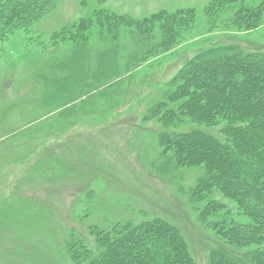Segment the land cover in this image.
I'll list each match as a JSON object with an SVG mask.
<instances>
[{
	"label": "rangeland",
	"instance_id": "obj_1",
	"mask_svg": "<svg viewBox=\"0 0 264 264\" xmlns=\"http://www.w3.org/2000/svg\"><path fill=\"white\" fill-rule=\"evenodd\" d=\"M20 2H0V264H91L82 247L119 240L128 224L176 229L192 264L224 261L227 249L226 264H260L264 236L247 229L264 232V206L257 219L205 188L193 201L205 162L175 164V140L221 126L180 108L165 115L180 107L170 95L183 72L211 50L264 52V0ZM218 59L264 115V61ZM211 200L221 218L204 212ZM150 233L143 239H161ZM137 237L129 246L140 251ZM164 244L157 250L176 252Z\"/></svg>",
	"mask_w": 264,
	"mask_h": 264
},
{
	"label": "trees",
	"instance_id": "obj_2",
	"mask_svg": "<svg viewBox=\"0 0 264 264\" xmlns=\"http://www.w3.org/2000/svg\"><path fill=\"white\" fill-rule=\"evenodd\" d=\"M14 1L20 5L26 3V1L20 2L24 0ZM38 1L40 7L44 0ZM29 9L31 10L30 7ZM31 11L33 12V10ZM209 54L208 58L197 59L198 66L196 68L192 66L189 71L183 72V81L177 83L173 94L170 95L173 102L180 101V107H168L165 118H173L177 112L176 109L180 108L182 112L183 110L188 111L187 115L201 124L200 126L213 128V130H215L214 127H221L215 134L209 133L201 127L196 128L191 132L184 133L185 141L175 140L174 144L177 150L175 164L177 167H189L193 166L192 164L200 166L202 162H205V173L199 180L200 186L197 190L192 191L193 201L204 199L203 188H205L204 192L207 193L208 199H211L209 197L211 194L214 197L213 193L217 190L223 195L235 197V200L244 209L243 211H248L251 216L260 219L263 213L261 207L264 206V201H261V193L264 191V115L261 114L258 107L253 106L254 104L250 102L251 99L248 95L250 90L247 89L246 92H243L237 88L234 76L230 72L232 66L228 64L229 61H221L218 58L232 57L234 59L242 56L245 60L264 61V52L250 53L240 46L227 45L213 49ZM210 56L212 57L210 58ZM219 68L222 72H218ZM245 71H247L245 76L248 77L251 73L250 69L245 68ZM258 95L260 97V94ZM168 135H162L166 144L170 142L167 139ZM232 149L237 153L233 154ZM223 207L224 205L211 200L208 210L206 209L204 212L220 217L222 215L220 208ZM224 220L226 219L222 221ZM127 226L123 232L124 235L120 233L119 240L113 237L109 238L107 235L106 237H97V242L100 244L96 249H88L83 246L85 258L89 259L91 264H192V260L187 254V245L176 229L169 231L170 229L168 230L166 226L160 224L152 233L159 234L161 239L153 242L149 238L143 239L145 232L149 231L150 233V230H153L151 226H147L148 229L134 228L131 224ZM235 229L234 226L231 227L232 235L240 239H243L241 238L243 236L246 238L249 234L248 238L254 240L257 236L258 238L264 236L262 230L259 233L255 229L252 231L247 229L254 233L249 232L245 236ZM152 233L150 234L152 235ZM136 235H139V238ZM135 237L138 238L137 245L141 246L140 251L139 248L136 251L129 246ZM230 238L233 239V237ZM161 242L172 243L174 249L177 248L176 252L172 253L168 248L157 250L160 244H164ZM149 245L156 246L155 252L145 250ZM227 251V253L226 251L223 253L224 259L222 260L224 261L216 257L214 264H223L225 259L227 262H232L230 255H233L235 251L233 249H227ZM177 259L179 260L177 261ZM245 262L244 264H248ZM261 262H264V256ZM261 262L260 264H262Z\"/></svg>",
	"mask_w": 264,
	"mask_h": 264
}]
</instances>
